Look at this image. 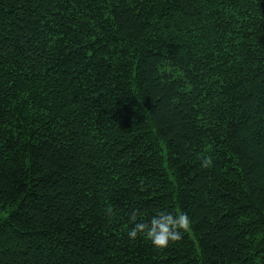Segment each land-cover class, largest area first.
Instances as JSON below:
<instances>
[{
    "label": "trees",
    "instance_id": "1",
    "mask_svg": "<svg viewBox=\"0 0 264 264\" xmlns=\"http://www.w3.org/2000/svg\"><path fill=\"white\" fill-rule=\"evenodd\" d=\"M0 264H264V0H0Z\"/></svg>",
    "mask_w": 264,
    "mask_h": 264
},
{
    "label": "clouds",
    "instance_id": "2",
    "mask_svg": "<svg viewBox=\"0 0 264 264\" xmlns=\"http://www.w3.org/2000/svg\"><path fill=\"white\" fill-rule=\"evenodd\" d=\"M211 159L206 158L203 166H211ZM109 214L111 209L109 208ZM134 226L129 230L128 235L130 239H136L139 234L151 241L157 248H166L170 242L178 241L182 238L183 232L190 231L191 219L187 213H178L172 215L171 213H161L154 216L149 223H136V215L131 217Z\"/></svg>",
    "mask_w": 264,
    "mask_h": 264
}]
</instances>
